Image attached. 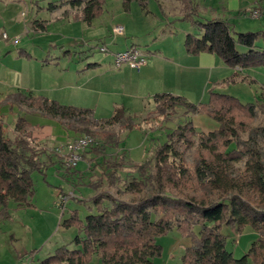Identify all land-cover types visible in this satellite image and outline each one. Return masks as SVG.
Instances as JSON below:
<instances>
[{
	"label": "trees",
	"instance_id": "trees-1",
	"mask_svg": "<svg viewBox=\"0 0 264 264\" xmlns=\"http://www.w3.org/2000/svg\"><path fill=\"white\" fill-rule=\"evenodd\" d=\"M131 1L121 0L122 6L127 9ZM135 1L144 7L148 0ZM64 5L90 23L103 9V0H58L50 2L49 8ZM39 23L44 28V22ZM192 23L200 36L186 35V51L218 55L234 68L229 82L239 80V70L264 66V45L257 43L264 38V29L236 32L221 18H194ZM10 100L57 119L75 137L89 135L93 140L81 151V160L92 172L88 185L97 190L88 198L95 211L81 218L76 209L71 210L60 225L78 229L71 240L74 246H57L39 264H87L93 257L99 264H152V258L161 253L157 237L173 227L192 234V244L177 264H248L249 257H254L253 263L261 260L259 264H264V100L243 103L234 95L211 92L207 101L194 103L181 95L157 93V111L166 120L205 114L218 126L204 132L188 119L173 127L163 125L165 139L155 142L151 138L150 155L140 162L131 161L122 145V135L139 125L124 106L116 107L107 118H98L90 108L32 92L16 93ZM179 109L182 112L177 115ZM30 125L20 116L13 133H7L0 116V205L13 201L17 206H31L33 174L45 179L55 162L64 175H83L71 170L77 163L64 167L59 155L38 148ZM195 144L198 154L187 165L185 150ZM223 224L233 225L237 232L250 227L259 237L246 254L235 258L226 249ZM193 225L200 226L197 234L191 231Z\"/></svg>",
	"mask_w": 264,
	"mask_h": 264
},
{
	"label": "rangeland",
	"instance_id": "rangeland-1",
	"mask_svg": "<svg viewBox=\"0 0 264 264\" xmlns=\"http://www.w3.org/2000/svg\"><path fill=\"white\" fill-rule=\"evenodd\" d=\"M48 1L26 0L29 6L21 2L8 10L7 13L10 16L8 18H11L13 22H21L26 18L31 21V24L21 31L10 29L7 18H5L4 26L0 23L2 26L0 28V116L3 118L4 129L7 133L12 132L17 117L25 115L24 110L11 109L9 105L2 104L4 97L15 90L13 85L22 81L24 83L33 81L39 84L47 72L54 70L53 66L60 68L66 67L68 64L70 66L79 64L83 67V64L88 61H94L103 55L111 54L114 49L120 48V44L124 40V38L120 39L121 41L115 40L120 34L113 33L112 26L114 24L126 22L127 26L129 27L130 24L134 31H140L144 26V16L148 15L149 22L155 25L151 31H157L162 26L167 27L171 23L173 36L176 38L191 28L189 21L181 18L187 10L184 7L186 0H148L147 8L150 12L148 14L142 11L136 1L131 3V10L126 13L122 8L121 0H103L102 13L90 25L82 21L81 23L69 22L67 19L60 22L58 20H61V12L54 13L52 16L47 9H42L36 14L40 17L37 19L38 22H45L44 29H42L41 24L35 25L32 19L35 11L46 3L48 4ZM191 1L195 6L193 9L195 12L189 17L193 19H207L219 15L230 20L236 32L264 29V12H261L260 8H256L259 10V16L251 17L249 15V12L254 9L252 7L253 0ZM257 2L264 8V0H257ZM238 8L245 11V14L238 15ZM155 14L158 20L165 25L155 24ZM184 16L186 17V15ZM110 28L111 30H109ZM4 33L9 35L8 38L4 36ZM149 33H141L136 38L127 35L125 39L128 45L133 41L140 49L146 50L151 48L152 43L151 35L148 36ZM148 37L150 38L148 39ZM257 43L264 44V38L259 39ZM100 47H106L107 51H101ZM23 51L29 52L30 56H25ZM37 59L40 64H45L44 67H35ZM246 73L247 69L243 75H240L238 81L221 84V89L218 91L234 95L244 102L254 101L256 98L264 100V96L261 95L264 93L262 90L264 89V68H249L250 77L243 82L241 77L246 78ZM214 75L215 73H204L206 84L213 82ZM194 80L196 82L192 87L195 89L198 83L200 85V82L199 78ZM187 91L192 95L193 92L189 89ZM139 104L134 112L139 125L122 136V145L133 162H140L150 155L154 143L151 138H154L155 142H162L165 139L162 131L163 125L173 127L177 122H184V119L178 118L180 116L177 119L172 117L170 120H166L163 115L158 113L157 107H154L151 97L148 98V101H141ZM181 112L179 109L177 115ZM201 118L207 117H197L194 120L196 127L208 132L212 128ZM63 143L58 142V144ZM197 154L196 144L187 148L185 150L186 164L192 165ZM86 163L79 161L71 169L81 170L83 172L81 177L79 172L64 175L62 172L57 174L53 169L48 170L45 179L40 173H35L32 176L35 186V193L32 197L33 205L17 206L13 201L8 202L7 214L0 215V264H39V260L54 251L56 246L61 244L74 246L71 240L77 234L78 229L75 226L65 228L60 225V221L69 216L70 210L73 209L77 210L81 218L95 211L93 203L88 198L94 195L97 190L88 185L92 176L91 170L82 171L87 168ZM237 165L242 167L241 164ZM59 195L67 196L64 205L60 204ZM79 197H83L85 200H79ZM122 197L132 199V196L128 194H122ZM199 229V225H193L191 231L193 234H197ZM220 229L226 235V249L235 258L246 254L252 242L259 237V234L250 227H245L242 231L237 232L233 225L223 224ZM157 242L161 245V253L152 258V264H177L185 249L192 244V234H183L179 229L173 227L168 232L159 235ZM252 258L254 259V257ZM252 258L249 257L248 264L261 263V260L253 263ZM87 264H99V262L93 257Z\"/></svg>",
	"mask_w": 264,
	"mask_h": 264
},
{
	"label": "crops",
	"instance_id": "crops-1",
	"mask_svg": "<svg viewBox=\"0 0 264 264\" xmlns=\"http://www.w3.org/2000/svg\"><path fill=\"white\" fill-rule=\"evenodd\" d=\"M57 1L58 0H49L48 4L46 3V5L39 7V9L35 11V15L32 19L34 24L35 21L40 18L36 14H38V12L42 9H47V11L51 12L52 16L54 15V13L59 14V12H61V20H58L60 22H63L65 21V19H67V21L69 22L75 21L77 23H81L82 20L78 19L74 15L75 10H72L67 5L59 6L56 8H49L50 2ZM133 1L130 2L129 7L127 9L122 6L123 10L126 13H129V11L131 10V3ZM21 2L26 3L25 5L29 6L27 5L26 0H0V23H2L1 25L4 26L6 24L5 18H7L9 27L12 30L16 29L18 31H21L22 29L27 28L31 24V21L27 20V18L21 21L22 23L20 21L13 22L11 18H8L10 17L7 13L8 10L10 8H13L14 6H17ZM137 4L146 14L150 13L147 8L148 1L144 7H142L138 2ZM184 7L187 8L186 13L184 14L186 15V17L183 15L181 18L187 19L191 28L189 31H187L180 37L176 38L173 36V29L172 27H170L172 26L171 23L167 27L162 26L157 31H151V29L155 25L149 22L147 18L148 15L144 16V26L140 31H134L130 24L129 27L127 26L126 22H123L124 25L118 22V24H114L113 26L122 24L121 26L123 27V33L120 34L119 37L115 38V40L117 39L119 41H121L120 39L124 38L123 42H121L120 44V48L114 49L111 54L103 55L94 61H88L86 64L84 63L83 67H81L79 64H72L71 66L68 64L66 65V67L60 68L58 66H53L54 70H50L49 72H47V74L41 78L42 81L40 80L39 84H36V82L33 81H28V83H24L23 81L18 82V84L16 83L17 85H13V89L15 90L10 92L7 97H4L5 99H3L2 104L9 105L11 109L16 108L20 111L24 110L25 115L22 116H24L27 121L31 124L30 135L31 138L35 142H37L38 148H45L55 154L56 152H54V147L59 145L58 142H68L76 136L75 133L70 129L64 127L55 118H50L41 114L40 112L33 111L24 106H19L15 103H12L10 99L14 94L19 92H32L35 95L44 96L48 99L56 100L62 104L90 108L93 110L95 116H97L98 118H107L111 116L114 109L119 106H124L131 113L135 114L134 112L137 108V105L141 101H148V98L150 97L153 99L154 107L156 108L157 104L155 102V95L157 93L162 92H169L172 94L181 95L184 96L187 100L196 103L207 101L211 92H220L218 91L221 89L220 85L229 83L228 78L233 73L234 68L224 63V61L214 53L202 51L194 54L186 51V35L188 33H193L194 35L196 34V36H200V32L196 30L195 25L192 23L193 18L189 17L190 14H194L195 12L193 10L195 9V6L192 4V1H184ZM252 7L260 8L261 12H264V8H262V6L258 4L257 0L252 1ZM66 10L68 12L65 14L64 12ZM101 13L102 10L100 14ZM242 13L245 14V11L242 12L238 8L237 14L240 15ZM249 15L251 16L250 12ZM97 17H95L90 23H86L84 21L82 22L90 25ZM154 18L155 24L165 25V23H162L158 20L156 14ZM211 18H221L231 23V25L233 26L230 20L220 17L219 15H214L207 19ZM43 19L46 20V18ZM199 19L205 20V18ZM167 22L169 24V21ZM44 23L43 25H45ZM145 23L148 25H146ZM37 25H40V23L37 22ZM1 27L2 26H0V28ZM109 30H111V28ZM141 33H149L148 36L151 35L150 37H152V43L150 45L151 48L146 50L141 49L146 55V63L141 67L139 71L129 67L126 64H123L120 67H115L113 62L114 52L124 50L130 46H137L133 41L130 45H128V42L125 38H127V35H130L132 38H136V36L139 37ZM15 34L16 33L14 32V35ZM6 36V38H8L9 35ZM150 37H148V39ZM239 49L244 50L245 48L239 46ZM23 52L25 56H30L29 52ZM38 61L39 60L37 59L34 64L35 67H44L45 64H40ZM262 68H264V66H262ZM246 69V78L242 79V81H246L248 77H250V75L248 74L249 68H244L242 70L238 69L241 72V75L244 74V71ZM204 73H215L213 77V82H209L206 84ZM198 78L200 85L198 83L196 85L197 88L194 89L192 87L193 83L196 82V80L194 79ZM184 87L193 92L192 95H190L187 89H185ZM241 102L248 103L253 101ZM199 116L207 117L201 119H203L206 123L210 124L212 129L208 131L217 128L218 123L205 114H191L188 116H180L178 118H182L184 119V121L187 119L191 120L196 127L194 120L197 119V117ZM175 119H177V117ZM11 133H13V129ZM41 157L44 158L45 155L42 153ZM83 161L86 163L85 160H80V162ZM49 169L55 170L57 174H61V172H63L57 162H55V164H51L47 169V172ZM85 169L87 168H84L82 171H84ZM74 170L77 171L78 169L75 168ZM7 207L8 203L6 204V206L0 205L1 216L7 214Z\"/></svg>",
	"mask_w": 264,
	"mask_h": 264
},
{
	"label": "built area",
	"instance_id": "built-area-1",
	"mask_svg": "<svg viewBox=\"0 0 264 264\" xmlns=\"http://www.w3.org/2000/svg\"><path fill=\"white\" fill-rule=\"evenodd\" d=\"M251 16L257 17L260 15L259 10L254 8L250 11ZM115 34H122L123 27L115 25L112 28ZM4 36L6 34L4 33ZM101 51H107L106 47H100ZM113 62L115 67H120L123 64L139 71L146 63L145 53L137 46H130L124 50L116 51L113 54ZM92 137L89 135H80L72 138L66 143L59 144L54 147V151L62 158L63 166L67 168L73 167L81 160V151L92 142ZM59 202L64 205L66 202V195H59Z\"/></svg>",
	"mask_w": 264,
	"mask_h": 264
}]
</instances>
